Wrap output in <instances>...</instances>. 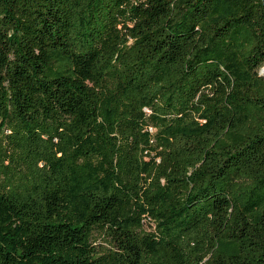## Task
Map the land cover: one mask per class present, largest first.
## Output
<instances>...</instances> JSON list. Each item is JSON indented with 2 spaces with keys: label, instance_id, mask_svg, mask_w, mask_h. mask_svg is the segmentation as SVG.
I'll list each match as a JSON object with an SVG mask.
<instances>
[{
  "label": "trees",
  "instance_id": "16d2710c",
  "mask_svg": "<svg viewBox=\"0 0 264 264\" xmlns=\"http://www.w3.org/2000/svg\"><path fill=\"white\" fill-rule=\"evenodd\" d=\"M262 0H0V264H264Z\"/></svg>",
  "mask_w": 264,
  "mask_h": 264
},
{
  "label": "water",
  "instance_id": "95a60500",
  "mask_svg": "<svg viewBox=\"0 0 264 264\" xmlns=\"http://www.w3.org/2000/svg\"><path fill=\"white\" fill-rule=\"evenodd\" d=\"M262 1H263V4H264V0H262ZM260 73L264 74V66L260 69Z\"/></svg>",
  "mask_w": 264,
  "mask_h": 264
}]
</instances>
